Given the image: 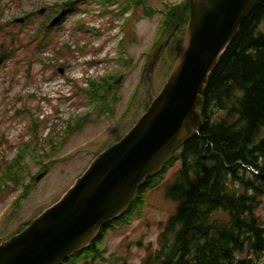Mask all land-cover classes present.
Segmentation results:
<instances>
[{
    "label": "rangeland",
    "instance_id": "obj_1",
    "mask_svg": "<svg viewBox=\"0 0 264 264\" xmlns=\"http://www.w3.org/2000/svg\"><path fill=\"white\" fill-rule=\"evenodd\" d=\"M184 1L149 0L155 12L148 15L143 8L124 11L119 3L105 7L97 0H0V43L11 40L9 33L20 35L14 58L0 67V175L5 163L28 143L29 154L41 156L28 159L31 174L26 183L32 192L17 214H12L13 202L21 189L0 192V239L56 203L106 145L140 120L146 102L160 95L182 47L169 43L165 51L159 49L154 45L157 28L166 6ZM45 22L47 27L39 33ZM112 73L122 76L121 99L114 115H105L94 109L85 89L91 80ZM33 119L42 123L40 141ZM82 120L85 124L78 126ZM69 122L75 124L70 134ZM50 140H57L60 147L51 148ZM45 165L50 170L38 179ZM179 168L180 162H175L150 189L131 224L108 230L101 243L104 256L93 264H142L147 249L159 247L163 226L177 211L167 188ZM258 215L264 222V202ZM217 218L228 221L227 214Z\"/></svg>",
    "mask_w": 264,
    "mask_h": 264
},
{
    "label": "trees",
    "instance_id": "obj_2",
    "mask_svg": "<svg viewBox=\"0 0 264 264\" xmlns=\"http://www.w3.org/2000/svg\"><path fill=\"white\" fill-rule=\"evenodd\" d=\"M97 1L105 7L119 3L124 11L143 8L148 15L155 12L149 0ZM69 3L62 5V11L67 10ZM189 3L186 0L166 6L154 45L167 48L173 30L180 26L171 43L176 48L183 47L190 19ZM127 20L129 23L130 17ZM46 27L45 22L39 33ZM9 35H12L11 40L0 43V67L14 58L15 45L19 43L16 40L20 35ZM121 78L119 74H110L90 81L85 91L96 111L114 115V106L121 99ZM203 98L201 132L176 153L160 176L147 182L126 216L115 222L131 224L145 206L146 194L175 162L180 161V168L167 188V196L178 204L177 211L165 222L158 237L159 247L148 248L142 264H251L253 261L243 255L264 253V222L258 215L264 202V180L261 178L264 173V0H259L237 38L220 57L210 74ZM134 100L135 97L132 103ZM150 104V100L146 102L144 111ZM33 121L36 140L40 141L42 123ZM77 124L83 126L85 121H77ZM71 130H75V124L69 122L66 133L70 134ZM49 143L54 150L61 145L57 140ZM31 148L30 143L26 144L13 160L5 163L0 175V192L11 187L21 189L13 202V215L22 209L32 192V186L26 183L27 175L31 174L28 159L36 160L41 156L29 154ZM46 170H50L49 165L39 173ZM33 178L35 180L36 176ZM45 209L8 238L23 231ZM220 214H227L228 221L217 218ZM113 227L107 226L88 249L64 264H93L104 256L101 243Z\"/></svg>",
    "mask_w": 264,
    "mask_h": 264
},
{
    "label": "water",
    "instance_id": "obj_3",
    "mask_svg": "<svg viewBox=\"0 0 264 264\" xmlns=\"http://www.w3.org/2000/svg\"><path fill=\"white\" fill-rule=\"evenodd\" d=\"M258 2L190 0L184 50L163 91L58 203L0 245V264H63L125 215L146 182L203 129L209 76Z\"/></svg>",
    "mask_w": 264,
    "mask_h": 264
},
{
    "label": "flooded vegetation",
    "instance_id": "obj_4",
    "mask_svg": "<svg viewBox=\"0 0 264 264\" xmlns=\"http://www.w3.org/2000/svg\"><path fill=\"white\" fill-rule=\"evenodd\" d=\"M261 258H263V257H261Z\"/></svg>",
    "mask_w": 264,
    "mask_h": 264
}]
</instances>
